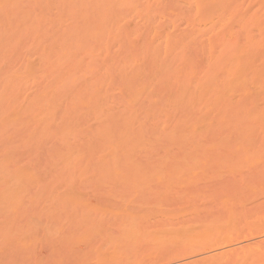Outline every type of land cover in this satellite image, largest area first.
<instances>
[{"label": "bare ground", "instance_id": "6f19581e", "mask_svg": "<svg viewBox=\"0 0 264 264\" xmlns=\"http://www.w3.org/2000/svg\"><path fill=\"white\" fill-rule=\"evenodd\" d=\"M5 3L20 5L19 0ZM33 4L43 23L50 18L52 27L43 33H51L52 49L58 54L67 47L74 58L73 70L79 69L83 77L95 75L77 84L69 73L49 98L32 97L25 109L14 110L11 122L29 126L21 146L0 150V198H28L32 189L47 182L81 181L89 169L135 165V152L264 149V0H33ZM139 23L147 28L139 29ZM80 56L89 60L84 67L76 60ZM65 100L70 107L63 105ZM111 100H122L130 110L114 107ZM144 104L163 106L153 113L135 109ZM79 107L85 110L84 119L75 116ZM229 195L218 196L222 203L216 195L208 196L210 206L223 208L227 217L237 202L242 205L239 198L246 200ZM250 198L246 204L241 201L247 210L262 209L260 202L249 207ZM177 212L179 218L167 212L165 223L153 222V227L151 223L139 227L135 220L141 215H127L115 225L116 236L109 227H93L80 242L72 243L75 264H104V256L112 264H264V221L244 238L243 233L216 234L186 246L164 242L166 246H161L171 214L178 218L169 224L176 228L173 231L195 223L208 234L213 231L208 215ZM147 242H153L152 250L160 246L159 252L155 249L157 253H148L141 261L131 257V248Z\"/></svg>", "mask_w": 264, "mask_h": 264}, {"label": "rangeland", "instance_id": "374dc122", "mask_svg": "<svg viewBox=\"0 0 264 264\" xmlns=\"http://www.w3.org/2000/svg\"><path fill=\"white\" fill-rule=\"evenodd\" d=\"M19 4L12 6L6 4L5 0H0V150L21 146L28 131L29 124L11 122L14 110L25 109L26 103L32 97L41 95L42 99L49 98L61 79L69 73L73 74L77 84L88 82L95 75L94 73L91 77L86 74L83 77L79 69L73 70L74 58L68 53L67 47L58 51V54L52 49V39L49 38L51 33H43L44 29L49 32L52 23L48 16L43 23V17L38 13L33 0H19ZM45 5L46 1H43V6ZM168 5L171 7V2ZM93 20L97 21L94 18ZM130 21L127 23L132 25L133 21ZM70 24L71 21H68L67 30L70 29ZM139 24V29L147 28ZM160 25L162 24L158 23L159 30ZM55 34H58L57 29ZM76 60L81 61L83 67L89 62L85 56ZM101 73L97 77V72L98 79ZM61 101L64 102L60 100V103ZM111 101H114V107L121 105L122 110H130L120 103L122 100ZM65 104L68 107L71 105L69 100H65L63 105ZM160 106L163 104H144L135 109L153 113ZM58 108L55 107V112ZM84 111L79 107L75 116L84 119ZM254 150L135 152L132 154L133 160L137 162L135 165L89 169L81 181L47 182L32 189V195L28 198H0V264H46L45 261L47 264H75V253L71 250L73 242H80L93 227L98 226H101V229L109 227L110 234L116 236L115 225L120 223V219L126 220L124 217L132 214L141 215L135 220L139 227L141 224L151 227L153 222L159 225L161 220L164 221L165 216L174 210L173 214L178 218V210L186 212L185 216L191 215L189 217H210L209 221L212 222L209 228L213 231L208 234L204 227H194L196 223L190 227H194L191 230L187 228L173 231L176 228L169 227V224L173 220L177 222L178 218L175 220L173 214L172 218L169 215L167 218L171 219L166 220L169 222L166 224L169 232L165 233L167 236L163 235L161 246L168 243L182 246L200 242L201 239L216 234L224 236L243 233L244 238L248 236L250 229L264 221V149ZM23 158L21 160L23 163L25 160L26 164L27 160L24 156ZM224 194H237L246 200L253 197L247 202H260L263 207L257 206L262 209L256 211V208L251 212L241 202L245 199L239 200L237 196L239 204L242 205H238L236 201L238 206L236 205L235 209L232 204L234 201H231L232 206L229 207L234 208L228 218V213L221 212L223 208L211 207L208 198L209 195H216L217 199H220L218 196ZM194 197L197 198L192 199ZM229 197L232 199L231 195ZM220 200L222 203L223 197ZM204 204H208V207ZM164 223L165 221L162 224ZM153 224L155 226V223ZM109 232L106 231L107 234ZM245 233L248 234L244 235ZM147 243L131 248V257L136 256L137 260L140 257L141 261L155 249L159 252L157 249L161 248L160 246L156 245L158 248L154 247L152 250L149 244L153 242ZM174 246H171L172 250L175 249ZM156 251L154 253H157ZM126 256L130 258L128 253ZM120 257L125 259L124 255ZM145 258L143 259L146 260ZM101 259L104 264H112L107 262V256Z\"/></svg>", "mask_w": 264, "mask_h": 264}]
</instances>
